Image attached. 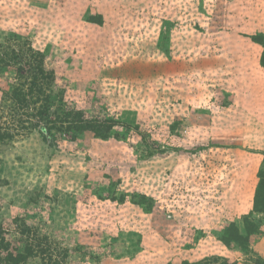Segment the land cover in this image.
Instances as JSON below:
<instances>
[{"label":"rangeland","instance_id":"374dc122","mask_svg":"<svg viewBox=\"0 0 264 264\" xmlns=\"http://www.w3.org/2000/svg\"><path fill=\"white\" fill-rule=\"evenodd\" d=\"M261 33L264 0H0V264L264 258Z\"/></svg>","mask_w":264,"mask_h":264},{"label":"trees","instance_id":"16d2710c","mask_svg":"<svg viewBox=\"0 0 264 264\" xmlns=\"http://www.w3.org/2000/svg\"><path fill=\"white\" fill-rule=\"evenodd\" d=\"M254 40L256 42L261 43L264 46V34L261 33L259 35H255ZM262 65L264 66V52L262 56ZM79 114H80L79 110H75V108H69L68 110H63V116L61 117V121L62 120L63 122L70 121V125H74L72 127L75 129V132H73L75 136L81 135L86 130H91L93 132H98V133H101L102 130H104V133L105 131H108L107 127L100 125L101 123H99V125L92 124L90 123V121L84 118V116L82 117V115L80 114L81 115L80 116ZM258 178H259V182L254 196V211L264 212V161L261 169L259 170ZM248 218L249 216H246L244 221L243 232H241V230L238 228L237 233L236 231L234 232L237 236L235 235L232 237V234L229 231V234L228 236H226L224 241L237 242V239L241 238L240 244L243 245L244 249H248L249 248L248 242L250 241L251 234L253 233L251 228L252 223L249 221ZM208 259L209 258H206L205 260H199L197 261V263L194 264H200V262L207 261ZM226 259L223 261L222 264H236V262H230L228 259L227 260ZM212 262L218 263L219 261L217 260V258H214ZM184 263L187 264L188 262L187 263L184 262ZM256 264H264V258L260 256L256 261Z\"/></svg>","mask_w":264,"mask_h":264}]
</instances>
